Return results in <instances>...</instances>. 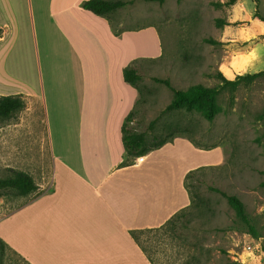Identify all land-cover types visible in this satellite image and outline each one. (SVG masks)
I'll use <instances>...</instances> for the list:
<instances>
[{
	"label": "crops",
	"instance_id": "obj_1",
	"mask_svg": "<svg viewBox=\"0 0 264 264\" xmlns=\"http://www.w3.org/2000/svg\"><path fill=\"white\" fill-rule=\"evenodd\" d=\"M85 1L0 0L1 97L41 96L21 65L32 45L39 58L42 52L51 60L52 50L65 62L61 93L44 104L52 189L2 219L11 221L0 236L30 264H147L130 231L160 228L188 208L187 175L221 165L225 152L176 138L120 166L122 126L139 97L123 70L161 58L164 43L154 26L116 36L110 18L84 10ZM58 98L59 116L74 111L65 121H52Z\"/></svg>",
	"mask_w": 264,
	"mask_h": 264
},
{
	"label": "rangeland",
	"instance_id": "obj_2",
	"mask_svg": "<svg viewBox=\"0 0 264 264\" xmlns=\"http://www.w3.org/2000/svg\"><path fill=\"white\" fill-rule=\"evenodd\" d=\"M114 1L126 6L110 15L113 29L154 26L164 43L161 58L138 63L143 80L129 127L148 132L154 122V130L148 134L150 144L172 137L188 138L199 147L220 146L225 152L224 163L200 169L186 181L193 206L186 208L175 227L145 232L139 236L140 244L153 264H264V75L243 81L234 91L222 92L218 97L220 112L213 122L195 111L165 112L174 94L155 81L168 80L173 89L186 92L196 85L218 87L221 75L232 81L264 72V21L256 18L258 7L264 19V0ZM29 50L30 59L20 63L42 94L39 99H23L24 108L13 118L0 119V179L24 172L37 190L28 196L0 190L1 235L11 221L2 219L52 189L44 104L52 100L53 91L60 95L65 62L52 50L51 60L42 52L39 58L35 45ZM57 104L58 117L52 121L72 117L74 111L68 108L64 119L59 116L64 105L60 98ZM220 192L242 200L257 239L246 232ZM0 240L4 239L0 236ZM0 264L30 262L0 242Z\"/></svg>",
	"mask_w": 264,
	"mask_h": 264
},
{
	"label": "trees",
	"instance_id": "obj_3",
	"mask_svg": "<svg viewBox=\"0 0 264 264\" xmlns=\"http://www.w3.org/2000/svg\"><path fill=\"white\" fill-rule=\"evenodd\" d=\"M145 2H157L163 4L165 0H144ZM126 3L123 1H114V0H88L82 3L81 7L84 10L90 11L93 14L101 17H108L114 14L118 10L124 8ZM256 18L260 21H264L259 16L258 7L256 9ZM111 23V21H110ZM112 25V24H111ZM218 26L222 25L221 21L217 22ZM112 30L116 36L120 35L123 32V29L117 31ZM4 30L0 28V36H2ZM210 42L215 44V41ZM141 60H136L132 62L128 67L123 70L124 80L127 84L135 88L139 93V85L143 80L142 75L139 73L138 63ZM143 61V60H142ZM264 72H260L254 75L247 76H238L235 80L226 79L221 75L222 83L218 87L207 88L202 85H196L189 88L186 92L175 90L171 87V84L168 80H158L156 82L162 83L173 91L174 98L171 103L167 106L165 112L185 110L187 112H198L200 113L208 122H213L217 114L220 112L218 106V97L222 92L229 90L234 91L243 81H252L254 78L263 76ZM25 106V101L22 96H0V119L9 120L13 116L21 111ZM134 110L126 117L124 124L122 126V141L125 149V156L121 167L130 166L135 163L139 158H142L154 150H157L164 145L172 142L175 137L171 139H164L157 143L150 144L148 139V134L154 130V122H151L148 127V132H138L129 127V124L133 121ZM193 142V140H191ZM195 144V142H194ZM198 146V145H197ZM199 147V146H198ZM202 148V147H200ZM214 148V147H210ZM205 148V149H210ZM198 171V170H197ZM191 172L187 175L186 181L191 178L195 172ZM186 184V183H185ZM187 188V187H186ZM0 190H11L18 193L20 196H28L34 193L37 190V186L33 182V179L24 172H13V176L8 179H0ZM217 191V190H215ZM219 192V191H217ZM223 197L226 198L228 205L235 212V215L239 222L243 225L246 232L253 238H258V233L255 229L252 220L246 212L244 203L240 198L234 195H228L226 193L220 192ZM190 208L193 206V200L191 202ZM187 209L180 211L172 219H170L165 225L157 229H146V230H134L130 231L132 239L140 247L142 252L145 254L148 261L153 264L152 258L148 254L145 247H143L139 242V236L145 232H151L159 230L167 225L173 229L180 218L185 216ZM4 245H6L2 240H0ZM7 246V245H6Z\"/></svg>",
	"mask_w": 264,
	"mask_h": 264
},
{
	"label": "built area",
	"instance_id": "obj_4",
	"mask_svg": "<svg viewBox=\"0 0 264 264\" xmlns=\"http://www.w3.org/2000/svg\"><path fill=\"white\" fill-rule=\"evenodd\" d=\"M140 160V159H139Z\"/></svg>",
	"mask_w": 264,
	"mask_h": 264
}]
</instances>
